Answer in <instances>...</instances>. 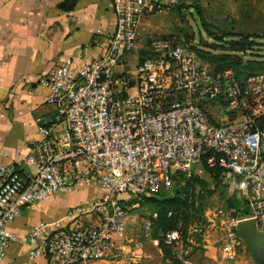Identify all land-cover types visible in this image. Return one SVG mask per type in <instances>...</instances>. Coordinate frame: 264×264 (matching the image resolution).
I'll list each match as a JSON object with an SVG mask.
<instances>
[{
    "label": "built area",
    "instance_id": "1",
    "mask_svg": "<svg viewBox=\"0 0 264 264\" xmlns=\"http://www.w3.org/2000/svg\"><path fill=\"white\" fill-rule=\"evenodd\" d=\"M109 1L113 30L96 34L78 63L65 57L40 77L53 115L37 119L27 157L0 167V264L14 243L49 264L102 259L136 205L127 203L171 194L195 176L194 166L220 169V185L242 203L210 213L212 227L224 232L222 255L243 247L236 225L246 219L255 220L264 246V73L240 83L231 70L217 71L196 49L172 40H150L147 59L127 70L141 21L174 0ZM80 184L96 191L88 202L33 225L22 238L10 230L23 208ZM85 216L93 224L81 223ZM156 218L151 214L144 230ZM160 240L183 260L181 224Z\"/></svg>",
    "mask_w": 264,
    "mask_h": 264
},
{
    "label": "crops",
    "instance_id": "2",
    "mask_svg": "<svg viewBox=\"0 0 264 264\" xmlns=\"http://www.w3.org/2000/svg\"><path fill=\"white\" fill-rule=\"evenodd\" d=\"M114 23L109 0H0V167L27 157L31 143L38 139L37 119L45 121L53 115L54 109L46 102L47 91L38 84L40 77L65 57L78 63L96 34L111 32ZM146 52L148 47L137 49L135 63L150 55L145 56ZM200 170L209 180L205 170ZM201 173L195 171V176L204 179ZM95 195L92 186L80 184L70 194L59 193L23 208L9 228L22 238L33 225L57 220ZM93 222L90 216L81 219V223ZM140 223L128 214L125 229L114 236L110 252L91 264H227L220 247L218 255L210 248L207 253L214 251L212 259L201 263L189 257L182 261L175 257L178 262L165 259L159 247L161 235L152 236V224L150 231L144 230L145 220L142 233ZM241 248L245 250L244 245ZM1 264L49 262L29 259L24 247L14 243Z\"/></svg>",
    "mask_w": 264,
    "mask_h": 264
},
{
    "label": "rangeland",
    "instance_id": "3",
    "mask_svg": "<svg viewBox=\"0 0 264 264\" xmlns=\"http://www.w3.org/2000/svg\"><path fill=\"white\" fill-rule=\"evenodd\" d=\"M235 35L252 36L259 43L243 56L245 61L264 57V0H174L162 12L146 16L141 21L137 47L127 58L126 69L132 70L136 50L147 48L150 40L177 41L197 51L220 55L222 47H228L227 44L233 39L230 36ZM215 36L219 38L218 41ZM195 171L201 173L200 167L194 166L193 173ZM201 175L206 179L203 173ZM234 196V192L220 186L202 198L199 210L193 211L188 220L184 243L187 254L184 258L189 257L201 263L211 260L214 251L219 254L224 232L212 227L208 219L212 217L210 213L216 209L222 208L228 212L229 205L237 201ZM142 200L133 199L127 204L137 203L135 209L131 208L128 214L135 216L136 221L142 220L140 229L143 233V221L156 212L159 200ZM158 234L162 235L160 231ZM210 248L215 250L207 253ZM226 263L264 264V260L254 261L250 252L238 248L234 256L226 259Z\"/></svg>",
    "mask_w": 264,
    "mask_h": 264
},
{
    "label": "trees",
    "instance_id": "4",
    "mask_svg": "<svg viewBox=\"0 0 264 264\" xmlns=\"http://www.w3.org/2000/svg\"><path fill=\"white\" fill-rule=\"evenodd\" d=\"M230 37L233 39L227 44L228 47H222L220 55L197 51L199 56L213 64L217 71L231 70L234 78L240 83L252 74L264 73V57H259L253 61H245L243 59V56L259 43H256L252 36L235 35ZM215 38L217 41L219 40L218 37L215 36ZM148 53H144L145 56ZM141 60L143 61L144 58ZM204 170L210 180L193 176L191 179L184 181L182 186L176 183L171 194L160 192L157 196L142 200H159L155 212L157 218L152 221V236L154 238H158L159 231L163 234L165 231L177 229L178 225L181 224V236L185 243V232L190 215L193 211L199 210L202 198L221 186L219 179L220 169L210 170L204 167ZM210 184H213V189L208 188ZM198 188L204 190V194L196 193ZM240 206V202L235 201L228 208H239ZM159 247L162 249L165 259L178 262L173 256L171 249L164 246L161 240L159 241Z\"/></svg>",
    "mask_w": 264,
    "mask_h": 264
},
{
    "label": "water",
    "instance_id": "5",
    "mask_svg": "<svg viewBox=\"0 0 264 264\" xmlns=\"http://www.w3.org/2000/svg\"><path fill=\"white\" fill-rule=\"evenodd\" d=\"M236 233L245 250L250 252L254 259L264 260L262 234L257 230L254 219L239 221L236 225Z\"/></svg>",
    "mask_w": 264,
    "mask_h": 264
}]
</instances>
